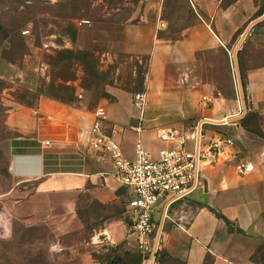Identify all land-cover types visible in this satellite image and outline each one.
<instances>
[{
    "label": "rangeland",
    "instance_id": "obj_1",
    "mask_svg": "<svg viewBox=\"0 0 264 264\" xmlns=\"http://www.w3.org/2000/svg\"><path fill=\"white\" fill-rule=\"evenodd\" d=\"M263 7L264 0L225 8L214 4L207 11L192 0H0L1 21H27L20 37L12 39L14 48L0 57V264H79L86 250L98 257L86 244L91 240L89 221L82 218L86 227L64 232L53 223L25 222L9 212L3 193L13 183L4 123L10 110L33 108L42 97L39 90L50 93L51 87L64 85L94 107L100 99L119 101L138 126L133 95L142 79L141 127L156 140L161 130L191 136L201 119L226 120L202 123L200 143L218 134L231 137V156L236 152L240 160L249 161L262 150L264 135H238V121H229L242 112L233 50L257 8ZM78 53L85 54V63ZM236 62L245 113L258 114L251 130L264 134V108H250L248 90V75L258 70L264 74V18L248 30ZM92 70L98 74L96 81L89 78ZM94 90L109 97L100 98ZM156 231L157 225L154 239ZM159 240L156 250L161 234ZM137 251V260L149 264L153 248Z\"/></svg>",
    "mask_w": 264,
    "mask_h": 264
},
{
    "label": "crops",
    "instance_id": "obj_2",
    "mask_svg": "<svg viewBox=\"0 0 264 264\" xmlns=\"http://www.w3.org/2000/svg\"><path fill=\"white\" fill-rule=\"evenodd\" d=\"M192 1L204 11L220 4ZM248 79L250 108H264L263 72H253ZM118 103L100 99L94 107L83 98L65 104L40 97L33 108L10 110L4 122L13 176L3 193L9 212L25 222L53 223L64 232L86 227L82 218L89 221L91 240L86 244L99 258L86 250L79 264H141L126 207L129 192L119 183L109 157L97 160L89 149L94 111L104 109V131H115L127 158L133 154V142V149L140 141L152 156L167 144L142 127L137 131ZM239 133L246 135L242 128ZM154 141L163 146L156 147ZM226 155L220 163L202 165V185L166 207L160 232L166 256L161 264H264V144L249 159L255 169L244 176L234 169L240 160L236 152L230 157L228 150ZM162 211L155 210L153 217L158 213L160 218ZM95 237L98 242L92 244Z\"/></svg>",
    "mask_w": 264,
    "mask_h": 264
},
{
    "label": "built area",
    "instance_id": "obj_3",
    "mask_svg": "<svg viewBox=\"0 0 264 264\" xmlns=\"http://www.w3.org/2000/svg\"><path fill=\"white\" fill-rule=\"evenodd\" d=\"M144 102V93L133 95V106L140 112L139 125L135 128L137 131L141 130ZM105 119L104 109L96 108L90 127L89 149L95 153L97 160H102L103 155L109 157L119 183L128 190L126 207L131 212V234L137 249L144 254L153 248L156 230L153 214L159 204L166 203L167 207L199 188L201 166L226 160L228 150L230 156L233 155L234 140L214 135L207 141L204 138L200 143L201 132L198 137L197 129L191 136L176 130H161L157 138L167 145L159 148L155 156L150 155L141 142L137 141L133 157L127 158L115 131H104ZM234 169L238 175L244 176L252 172L254 166L249 161L238 160Z\"/></svg>",
    "mask_w": 264,
    "mask_h": 264
},
{
    "label": "trees",
    "instance_id": "obj_4",
    "mask_svg": "<svg viewBox=\"0 0 264 264\" xmlns=\"http://www.w3.org/2000/svg\"><path fill=\"white\" fill-rule=\"evenodd\" d=\"M235 1L236 0H220V7L225 8ZM263 12H264V7L263 8H257V10L255 11L253 19L260 17L263 14ZM26 23H27V21H24L22 18L21 19L17 18V19H15V21H12L9 23H6V22L0 20V57H2L4 52H9L11 46H12V48H14V44H13L12 39H13V37H20V32ZM77 57L79 58L81 63L86 62L85 54L78 53ZM68 58L71 59L69 56L66 59H68ZM97 75L98 74L96 73V71L92 70V72L89 74L90 80L96 81ZM142 82H143V80L140 79L139 84H138V89H137L138 92H141V90L143 89ZM241 85L244 86L243 82H241ZM51 89H52L51 90L52 92H50V93H47V92L45 93L44 90H39V93H40V95H42V97L50 98V99H53V100H56V101H59V102L65 103V104H73L76 101H78V98H76V96H75V89L74 88H69V87L64 86V85H58L55 88L51 87ZM94 92L100 98H108L109 97V94H107L104 90H94ZM257 119H258L257 112L248 110V112H246L239 120H237L238 121L237 123L240 125V127L242 128V130L244 131V133L246 135L259 137L262 139L264 134H262L263 132L261 129L256 130V131L251 130L252 123L257 121ZM261 143L264 144V139H262ZM210 210L213 213H215L216 215H219L217 212H215V210H213L211 208H210ZM159 242H160V240H159ZM165 256H166V253L163 249L160 248L159 250H156L154 257H155L157 264H161V262L163 260H165Z\"/></svg>",
    "mask_w": 264,
    "mask_h": 264
},
{
    "label": "water",
    "instance_id": "obj_5",
    "mask_svg": "<svg viewBox=\"0 0 264 264\" xmlns=\"http://www.w3.org/2000/svg\"><path fill=\"white\" fill-rule=\"evenodd\" d=\"M264 18V12L263 14L252 20L248 26L246 27V29L244 30L242 36L240 37L235 49L233 50V61H234V69H235V75H236V81H237V86H238V90H239V94H240V101H241V107H242V112L239 116H236L232 119H230L229 121H233V120H238L240 119L244 113H245V105H244V100H243V95H242V90H241V81H240V76H239V71H238V67H237V62H236V53H237V49H238V46L242 43L245 35L247 34L248 30L254 25L256 24L257 22L261 21L262 19ZM205 122H215V123H220L222 122L221 121H217V120H212V119H208V118H204V119H201L198 124H197V136L199 137V134H200V129H201V124L202 123H205ZM157 209H161L163 210L162 211V215L161 217L159 218V214L157 213L156 215V218H154V221L155 222H158V227H157V231H156V235H155V239H154V246H153V251H152V254H151V257H150V261H149V264H153V260H154V256H155V251H156V247H157V244L159 242V238H160V232H161V226H162V221H163V214H164V211L166 209V203H160L159 206L157 207ZM159 218V219H158Z\"/></svg>",
    "mask_w": 264,
    "mask_h": 264
}]
</instances>
